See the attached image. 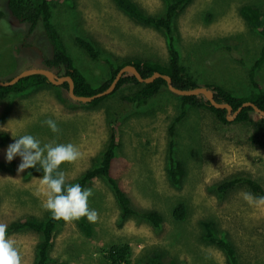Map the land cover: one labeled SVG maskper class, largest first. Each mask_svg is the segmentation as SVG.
Masks as SVG:
<instances>
[{
	"label": "rangeland",
	"instance_id": "1",
	"mask_svg": "<svg viewBox=\"0 0 264 264\" xmlns=\"http://www.w3.org/2000/svg\"><path fill=\"white\" fill-rule=\"evenodd\" d=\"M6 1L0 0V9L7 14L0 20L2 82L35 68L39 52L49 53L42 28L27 39V26L9 13ZM135 1L148 14L164 12L163 0ZM244 5L264 11V0H195L175 18L176 47L184 68L199 87L215 83L237 97L250 96L248 72L260 57L263 38L241 16ZM53 23L74 62L93 85L102 84L109 75L106 58L118 65L136 58L163 66L168 63L164 33L136 23L112 0L57 3ZM77 37L91 40L101 59L91 60L78 46ZM26 42L31 49H21ZM257 80L264 88V65ZM64 85L49 82L0 100V126H7L0 134L10 135L8 143L0 146V162L15 163L12 168L0 169V223L9 227L20 218H43L48 211L43 207L47 188L41 177L31 175L29 169L18 176L20 158L11 163L5 160L6 149L14 142L11 132L15 137L33 135L41 146H76L79 158L63 163L60 169L65 181L75 182L100 163L115 128L119 148L111 174L135 208L162 215L164 230L157 232L137 217L120 227L121 211L114 192L100 178L85 188L92 190L88 207L97 213L92 221L95 235L87 238L74 220L66 221L57 231L49 264H108V249L126 242L133 250L132 264H153L156 255L165 257L168 264L172 260L179 264H229L219 245L203 239L204 223H211L215 234L231 243L238 264H264V205L250 204L243 193L264 195L255 194L243 182L220 192V186L231 179H250L264 190V149L250 143L248 123L234 120L223 124L210 111L191 107L176 124V137H172L170 127L181 113L182 103L168 88L148 105L135 109L122 100L136 91L131 86L90 105L73 100ZM251 116L256 119L258 115L253 112ZM48 119L56 121L59 132L53 133L44 123ZM172 140L177 143V157L187 168L180 188L173 187L167 177ZM179 204L188 209L184 221L173 215ZM8 238L21 256V264H33L40 235L24 231Z\"/></svg>",
	"mask_w": 264,
	"mask_h": 264
},
{
	"label": "trees",
	"instance_id": "2",
	"mask_svg": "<svg viewBox=\"0 0 264 264\" xmlns=\"http://www.w3.org/2000/svg\"><path fill=\"white\" fill-rule=\"evenodd\" d=\"M70 1L71 0H7L6 2L9 13L19 21L20 24L27 26V39L32 37L38 27L42 28L45 38L48 41L49 53H46V51H43L45 54L39 52V61L42 63L41 67L52 70L59 76H70L74 80L75 94L77 96L91 97L105 91L114 81L120 69L126 65L135 66L144 78H148L156 72L169 76L173 81V85L181 90H192L199 87L197 81L186 71L182 64V57L176 47L175 31L173 29L175 18L195 0H163L165 3L164 12L159 15L148 14L135 0H112L119 9L124 11L129 18L136 23L152 27L164 33L167 40L169 60L166 66L137 58L126 60L122 65H118L112 59L106 58L105 61L108 64L109 75L107 79L99 85H93L89 82L87 76L78 68L67 51L63 39L53 23V10L55 5L57 3L70 4ZM240 14L244 20L251 25L252 31L253 29L256 30L263 38V47L260 57L250 67L248 72V79L252 87L251 94L250 96L237 97L231 93L230 90H226L227 88L224 89L215 83L206 84L205 87L214 92L217 102L230 104L234 111L245 102H252L264 111V88L257 80L258 71L264 65V11L253 5H244L240 9ZM6 15V12L0 9V20L2 18L4 19ZM76 42L91 60L99 61L101 59L100 51L97 50L95 47L96 45L91 40L77 37ZM31 48L32 46L28 44V42L24 44L25 50ZM35 67H39L38 63ZM48 84L49 81L45 76H30L12 87L0 86V100L7 98L10 94H21ZM124 86H131L136 89V91L133 94L123 96L122 100L133 104L134 108L138 109L148 105L151 99L160 94L164 88H167V83L163 79H158L152 84H141L136 77L131 74H126L118 83L113 94L97 99L90 103V105H97L107 98L114 96ZM64 87L68 88V84L64 85ZM180 100L182 103L181 113L176 117L170 127V134L172 137H176V124L185 118L186 112L188 111L187 108L191 107L206 109L213 113L221 123H229L227 120V110L215 109L204 97H180ZM253 112L252 108L244 109L238 115L236 122L248 123L252 129V135L249 138L250 143L264 149V118L260 116H257L256 119L252 118L251 114ZM9 140L10 135L8 133L0 134V146L6 145ZM176 146L177 143L172 140L170 142L167 177L173 187L180 188L186 178L187 168L183 159L177 157ZM118 148V135L114 128L100 163L95 168L89 169L83 173L75 182L66 181V184L72 185L78 183L81 185L82 189H85L93 181L102 178L110 185L120 208V227L130 218L137 217L150 224L157 232H163L164 221L162 215L159 212L140 211V209L135 208L130 197L120 187L118 180L112 176V166L117 158ZM14 165L15 163L5 164L0 162V169H9ZM37 168H39V165H37ZM29 171L31 175L43 176L42 171H37L36 169H29ZM239 182L248 185L255 194L264 195L262 187L250 179L228 180L220 186V192H226ZM173 215L175 220L184 221L187 218L188 209L184 204H179L175 207ZM74 221L78 229L87 238H92L95 235L96 229L92 221H89L86 217ZM65 222L66 221L63 219H54L52 214L47 211L43 218L28 216L12 222L9 227H7V237L24 231L40 235L41 238L36 248L33 264H49L51 261L50 253L54 245L57 231ZM204 227L206 233L203 239L209 243L219 245L225 251L229 264H238L236 250L231 243L225 238L218 237L211 223H204ZM132 254L133 250L130 243H116L108 249L105 260L108 264H132ZM169 261L171 262L170 259ZM152 263L168 264V260L165 257H161V255H156L154 259H152ZM171 264H179V262L177 260H172Z\"/></svg>",
	"mask_w": 264,
	"mask_h": 264
},
{
	"label": "clouds",
	"instance_id": "3",
	"mask_svg": "<svg viewBox=\"0 0 264 264\" xmlns=\"http://www.w3.org/2000/svg\"><path fill=\"white\" fill-rule=\"evenodd\" d=\"M44 123L53 133L59 132L55 120L48 119ZM6 129L7 126H0V132ZM11 134L14 142L6 149L5 160L11 163L16 157L20 158L17 166L18 176L27 169L43 172L40 180L47 188V199L43 207L52 214V217L64 221L86 217L89 221H95L97 213L88 207L92 190L82 189L78 183L66 184L64 173L59 171L63 163L73 162L79 158L80 153L76 146L71 143L41 146V142L33 135L15 137L12 132ZM243 198L250 204L264 205V196L253 197L251 193L246 192L243 193ZM0 264H21V256L13 241L7 237V225L3 223H0Z\"/></svg>",
	"mask_w": 264,
	"mask_h": 264
},
{
	"label": "water",
	"instance_id": "4",
	"mask_svg": "<svg viewBox=\"0 0 264 264\" xmlns=\"http://www.w3.org/2000/svg\"><path fill=\"white\" fill-rule=\"evenodd\" d=\"M126 74H131L138 82L141 84H152L158 79H163L167 83V88L174 94L180 96V97H204L207 101H209L210 105L214 107L217 110H227V120L228 122L234 121L237 119L238 115L246 108H252L253 111L260 116L261 118H264V111L260 109L258 106H256L252 102H245L240 106L236 111H234L233 107L230 104L227 103H219L215 99L214 92L206 87H197L192 90H181L176 88L173 85V81L171 77L162 75L159 72L154 73L152 76L148 78H144L137 68L133 65H126L120 69L117 76L115 77L114 81L111 83L108 89L105 91L98 93L91 97L86 96H77L75 94V83L74 80L70 76H59L57 73H55L52 70L45 69L43 67H35L32 69L25 70L21 73H19L17 76L12 78L9 81L2 82L0 81V86L2 87H12L16 84H18L21 80L34 76V75H42L45 76L50 83L61 85V84H68L69 94L71 98L77 102L81 103H92L93 101L104 98L107 96H110L113 94L117 88L118 83L120 80L124 77Z\"/></svg>",
	"mask_w": 264,
	"mask_h": 264
},
{
	"label": "flooded vegetation",
	"instance_id": "5",
	"mask_svg": "<svg viewBox=\"0 0 264 264\" xmlns=\"http://www.w3.org/2000/svg\"><path fill=\"white\" fill-rule=\"evenodd\" d=\"M24 44H25V43H24ZM21 47H22V46H21ZM23 48H24V46H23L21 49H23ZM41 64H42L41 61L38 60V66H39V67H41Z\"/></svg>",
	"mask_w": 264,
	"mask_h": 264
}]
</instances>
